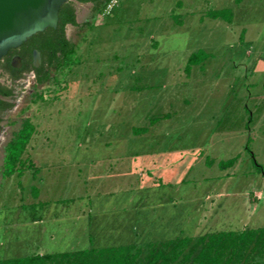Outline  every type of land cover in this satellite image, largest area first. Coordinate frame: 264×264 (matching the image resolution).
I'll return each mask as SVG.
<instances>
[{
	"label": "rangeland",
	"instance_id": "374dc122",
	"mask_svg": "<svg viewBox=\"0 0 264 264\" xmlns=\"http://www.w3.org/2000/svg\"><path fill=\"white\" fill-rule=\"evenodd\" d=\"M74 7L76 64L50 67L44 83L0 72L12 88L0 111V258L121 245L132 223L145 241L264 226V0H118L101 18L91 3ZM218 8L234 21L205 15ZM199 50L207 59L186 70ZM26 118L33 166L4 177L5 145ZM85 226L89 241L70 248Z\"/></svg>",
	"mask_w": 264,
	"mask_h": 264
},
{
	"label": "trees",
	"instance_id": "16d2710c",
	"mask_svg": "<svg viewBox=\"0 0 264 264\" xmlns=\"http://www.w3.org/2000/svg\"><path fill=\"white\" fill-rule=\"evenodd\" d=\"M108 1L67 0L58 10L56 27H47L28 37L18 47L9 49L0 59V72L7 73L11 81L21 78L25 72H32L37 83H44L51 78L50 67L61 69L76 64L75 44L67 38L65 33L67 25L78 26L74 2L91 3L93 17H95L102 14ZM205 15L231 23L234 12L231 8H218L208 10ZM177 20L181 24L179 17ZM87 25L91 28L93 21ZM33 49L40 52L41 63L37 67L31 62ZM15 54L21 57L20 67L11 65L10 58ZM207 57L208 54L200 50L191 53L186 60V70L201 64ZM11 94L12 88L0 83V111L12 106V103L6 100ZM34 131L35 125L26 118L13 132L4 148L2 166L4 177L15 174L20 178L26 168L33 166L31 162L26 164L22 154ZM145 132L146 127L133 128V133ZM237 159L238 157L235 156L222 160L218 163L219 167L221 169L231 167ZM207 162L209 160H206ZM254 162L256 171L264 175L263 165L255 159ZM0 264H264V226L244 228L239 231H213L195 237L181 236L145 245L104 246L42 254L31 253L21 257L0 258Z\"/></svg>",
	"mask_w": 264,
	"mask_h": 264
},
{
	"label": "water",
	"instance_id": "95a60500",
	"mask_svg": "<svg viewBox=\"0 0 264 264\" xmlns=\"http://www.w3.org/2000/svg\"><path fill=\"white\" fill-rule=\"evenodd\" d=\"M67 0H0V59L11 48L47 27H56L58 10ZM41 63L40 52L32 51V65ZM13 67L21 66L20 57L12 58Z\"/></svg>",
	"mask_w": 264,
	"mask_h": 264
},
{
	"label": "crops",
	"instance_id": "0c3cea01",
	"mask_svg": "<svg viewBox=\"0 0 264 264\" xmlns=\"http://www.w3.org/2000/svg\"><path fill=\"white\" fill-rule=\"evenodd\" d=\"M241 1V0H240ZM75 3H79V2H74V5H75ZM177 5L179 6V5H181V2H177ZM99 16V15H98ZM177 16L179 17V19L181 20V24H179L180 26L181 25H183V19L181 18V14H177ZM99 18H101L100 16H99ZM234 21V15H233V19H232V22ZM231 22V23H232ZM231 23H229V24H231ZM260 96H262V97H264V91L263 92H261V95ZM157 147H158V145H157ZM152 148V147H151ZM150 152H145L144 153V155L145 156H148V154H149ZM151 154H149V156H150ZM207 160V159H206ZM206 160H205V163H206ZM237 162V161H236ZM236 162H235V164H236ZM153 167H155V165H153V164H150V165H145V167H144V169H142L141 171H143V170H146L147 172H148V175H147V177H148V180L150 179L151 180V178L153 177V174H154V172H155V170L157 169V168H159V166L158 167H155V168H153ZM232 167V166H231ZM165 167L162 165V166H160V169H164ZM228 168H230V167H228ZM141 168H139V170H140ZM223 170H225V169H223ZM25 172V171H24ZM230 174L231 173H229V172H227V171H224V173H222V176H220L219 177V179L218 180H220V178L221 177H229L230 176ZM233 175V174H232ZM34 176V175H33ZM149 180V181H150ZM181 182H184L183 181V179H182V181ZM180 182V183H181ZM149 183V182H148ZM151 185L153 184V183H150ZM135 192H133V193H130V196L131 197H133V194L135 195V194H137V192H136V190H134ZM217 193H216V196H221L222 195V192L220 191H216ZM252 192H254L253 194H252ZM204 198L205 199H210V197H211V194H210V192H208V191H205L204 193ZM252 196H256V197H258L259 198V195H256L255 194V191H251V192H249V195H248V200H249V207H250V210H252L253 209V207H252V205H253V203H250V200L251 199H253L254 200V198L252 197ZM260 199V198H259ZM72 201V200H71ZM199 206H200V204H199ZM130 210V209H129ZM133 210H136V207L133 209ZM117 211V209H115L114 210V212H116ZM254 211V210H253ZM113 212V213H114ZM136 212V211H135ZM83 214H84V209H80V211L76 214V219L75 220H77L78 218L80 219L82 216H83ZM102 214H104V213H102ZM245 220H247V219H245ZM40 222V221H39ZM131 222H133V221H131ZM33 223H34V221H33ZM75 223H72L71 225H68V226H66L65 228H63V231L64 230H66V229H70V228H73L75 225H74ZM68 227V228H67ZM121 226L120 225H116V226H114V230H115V232H114V234H113V236H121L123 233V231L121 230ZM140 229H142V228H140ZM42 230V227L40 226V229H39V232ZM87 230V226H85V228L83 229V227L81 228V233L79 234V233H76L75 235H74V237L72 238V242H70V244L72 245L70 248H80V247H83L84 246V240H87V241H89V235H86V234H84L85 232H87L86 231ZM150 230V229H149ZM42 232V231H41ZM40 232V233H41ZM142 233H143V230H140L139 231V228H138V226H137V224L135 223V225H134V223H132V226L130 225V230H129V236H128V241H127V243H124V244H121V245H145V244H148V243H152V242H156V241H162V240H167V239H162V238H158L157 239V237L156 236H154L152 239H150V240H147V241H145L146 239H143L144 238V236H145V234H146V236H145V238H147L148 237V233H149V231H147V232H144L143 233V235L144 236H142ZM182 236H191V235H182ZM52 237V236H51ZM177 237H181V236H177ZM193 237V236H192ZM175 238V237H174ZM168 239H170V238H168ZM113 246H119V245H113ZM60 252V251H59ZM32 253H39V254H42L41 252H38V251H34V252H32ZM46 253V252H45Z\"/></svg>",
	"mask_w": 264,
	"mask_h": 264
},
{
	"label": "built area",
	"instance_id": "2783aa9c",
	"mask_svg": "<svg viewBox=\"0 0 264 264\" xmlns=\"http://www.w3.org/2000/svg\"><path fill=\"white\" fill-rule=\"evenodd\" d=\"M117 1L118 0H109L105 5L102 14H99V16L104 14H109L111 10L114 8V6L117 4Z\"/></svg>",
	"mask_w": 264,
	"mask_h": 264
},
{
	"label": "flooded vegetation",
	"instance_id": "af4514ba",
	"mask_svg": "<svg viewBox=\"0 0 264 264\" xmlns=\"http://www.w3.org/2000/svg\"><path fill=\"white\" fill-rule=\"evenodd\" d=\"M16 56H18V57H20L19 55H17V54H15V55H12L11 56V58H10V62H11V60H12V58H14V57H16ZM20 59H21V57H20ZM31 62H32V56H31ZM3 75H6L8 78H9V75L7 74V73H2ZM33 75H34V73H33Z\"/></svg>",
	"mask_w": 264,
	"mask_h": 264
}]
</instances>
